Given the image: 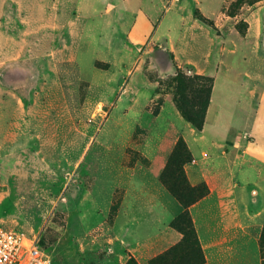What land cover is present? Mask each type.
Instances as JSON below:
<instances>
[{"label": "rangeland", "instance_id": "rangeland-1", "mask_svg": "<svg viewBox=\"0 0 264 264\" xmlns=\"http://www.w3.org/2000/svg\"><path fill=\"white\" fill-rule=\"evenodd\" d=\"M257 5L0 0L1 225L51 264H264V44L245 38ZM179 70L214 79L205 132L229 137L214 161L178 109ZM181 137L190 184L210 191L187 241L172 226L184 210L149 189L179 207L160 175Z\"/></svg>", "mask_w": 264, "mask_h": 264}, {"label": "trees", "instance_id": "trees-1", "mask_svg": "<svg viewBox=\"0 0 264 264\" xmlns=\"http://www.w3.org/2000/svg\"><path fill=\"white\" fill-rule=\"evenodd\" d=\"M174 81L177 84L176 102L181 115L196 131H202L210 105L214 79L203 75L187 77L179 70ZM192 161L191 151L185 139L181 137L160 175L163 185L184 208L172 226L184 235L186 241L195 239V230L189 208L210 193L205 183L197 186L190 184L185 166ZM39 245L43 247L40 243ZM127 264L138 263L131 258Z\"/></svg>", "mask_w": 264, "mask_h": 264}, {"label": "crops", "instance_id": "crops-1", "mask_svg": "<svg viewBox=\"0 0 264 264\" xmlns=\"http://www.w3.org/2000/svg\"><path fill=\"white\" fill-rule=\"evenodd\" d=\"M264 12V5H257V7L253 10V12L249 15V17L247 18V22H248V30L247 33L245 35L246 40H248L249 42H258L259 40L263 41L264 44V20H263V13ZM194 26V24H191L188 27V30L186 31L184 37L186 38V40L184 39V43L188 44L189 42H191V38L194 37L195 32H193L192 27ZM213 104V103H212ZM211 110V105L210 108L208 110L207 116H206V122L204 125V129L202 131H197L198 135L196 136V138H194L195 141H207L208 142V146L210 148L202 151L200 154H203L204 152H211L213 154V157H210L211 161H214L215 155H220V151L219 147H221L222 145H224V143H227V140L229 139L228 134H220V136H217L216 134H213L211 136H209L208 134H206L205 130H206V126L208 125V116ZM217 121H219L218 116H217ZM221 122V121H220ZM249 129L252 131V133L256 134V135H262V131L260 130H256L253 127H250L247 125L246 128H242L241 130H246ZM218 133V132H217ZM195 143V142H194ZM190 144V143H189ZM191 153L193 154V150H192V146L191 144L188 146ZM217 149V150H216ZM215 150L217 151L216 154ZM148 185H144L143 188H145L146 190L148 189L147 187ZM149 189H151L152 191V196L155 197L156 201L158 203L161 204V206H163L162 208L165 209L166 212H168L170 214V216L172 217H176L180 212H182L184 209H182L181 205L179 204V207L177 205H175V202L173 201V199H169L167 197H165V193L166 191H163L164 189L160 186V183H155L153 182L151 184V186L149 187ZM148 189V190H149ZM155 193V194H154ZM158 194V195H156ZM224 211H222L223 213ZM226 214V213H224ZM233 215L237 217V215L235 214V211L233 212ZM254 218H257V215H255ZM226 221L229 220L230 218H228L226 216V218H224Z\"/></svg>", "mask_w": 264, "mask_h": 264}, {"label": "built area", "instance_id": "built-area-1", "mask_svg": "<svg viewBox=\"0 0 264 264\" xmlns=\"http://www.w3.org/2000/svg\"><path fill=\"white\" fill-rule=\"evenodd\" d=\"M51 256L36 238L7 230L0 223V264H51Z\"/></svg>", "mask_w": 264, "mask_h": 264}]
</instances>
